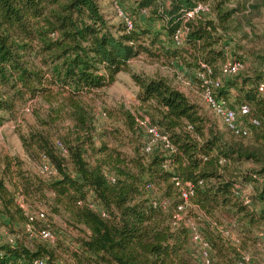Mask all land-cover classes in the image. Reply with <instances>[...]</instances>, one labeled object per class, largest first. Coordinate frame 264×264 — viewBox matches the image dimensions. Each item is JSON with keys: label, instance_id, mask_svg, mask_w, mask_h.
Segmentation results:
<instances>
[{"label": "trees", "instance_id": "obj_1", "mask_svg": "<svg viewBox=\"0 0 264 264\" xmlns=\"http://www.w3.org/2000/svg\"><path fill=\"white\" fill-rule=\"evenodd\" d=\"M193 1L169 0L164 6L158 0H135L136 7L148 9L161 26L126 30L123 24L109 23L96 0H0V125L4 114L11 116L29 101L44 106L32 109L34 125L18 137L29 156L44 155L55 170L42 179L22 169L16 158L0 156V218L15 222L25 238L26 224L33 233L47 226L37 218L27 220L14 202L15 193L64 213L69 225L85 229L83 236L70 240L72 262L64 264H200L186 225L187 216L197 211L203 219L210 264H264L247 251V241H255L253 228L259 229L264 220V181L258 180L264 177V97L257 91V84L264 82V69L237 74L215 89L234 110L247 109V128L244 134L239 132L242 136L251 132V144L223 140L206 126V117L187 94L165 78L134 73L130 77L138 87V108L167 135L174 154L164 167L161 151L143 152V134L127 110L120 111L119 118L124 139L135 143L132 155L123 156L102 140V134H109L106 131L94 144L90 97L111 84L118 72H128L130 59L143 54L183 63L186 67L179 70L190 82L196 81L194 68L201 64L217 75L225 60L224 35L218 31L226 30L234 9L217 0L216 19L203 16L186 23L183 41L176 46L171 36ZM110 131L115 134L109 137L116 140L120 130ZM56 141L65 154L55 147ZM176 179L196 186L189 199L193 208L173 222L171 215L180 202ZM245 183L262 184L256 194L246 196L248 203L233 192ZM150 190L160 198L149 196ZM88 192L102 204L105 217L78 203ZM162 200L165 208L160 206ZM253 201L260 204L258 211L250 208ZM222 219L236 223L234 233H221ZM45 242L26 246L16 235L13 244H0V264H31L39 258L54 264V247ZM242 253L248 254L246 262Z\"/></svg>", "mask_w": 264, "mask_h": 264}, {"label": "rangeland", "instance_id": "obj_2", "mask_svg": "<svg viewBox=\"0 0 264 264\" xmlns=\"http://www.w3.org/2000/svg\"><path fill=\"white\" fill-rule=\"evenodd\" d=\"M96 1L100 11L109 23L122 24L120 18L115 14L112 3L114 0ZM115 1L121 4V7L132 20V28L138 26L150 30L160 29L161 22L158 19L150 17L148 9L137 8L135 0ZM222 7L234 9L231 18L225 22L227 26L226 30L223 31L220 29L218 31L220 34L224 35L225 60L219 64L215 77L224 83L226 80L234 78L237 74H249L252 70L264 69V0H224ZM204 18L215 20V8L212 7L211 11L204 15ZM236 56H240L241 59H233ZM226 61H238L241 67L233 75L222 76L221 67ZM181 66L183 67L182 69L186 67L183 63L171 64L167 61L154 59L143 54L130 59L127 63L128 72H118L115 76V80L111 84L95 91L90 97V103L93 107L92 124L95 134L94 144H98V136L101 135L102 132L106 131L114 135L115 133H112L110 130L117 128L120 130V133L117 135L116 140H112L109 134H102L104 135L102 140H105L109 146L117 148L123 156L132 155L135 143L134 141L128 142L127 139H124L123 135L125 134V130L121 124L119 112L127 110L133 116L144 114L138 108V101L135 97L138 87L132 81L130 73L144 77L165 78L172 86L187 94L189 99L199 107L201 113L206 117V126L216 131L222 136L223 140H240L246 144L253 143L251 132H247V134L243 136L239 132L240 129L246 130L247 128L245 124L247 109L245 107L242 109H235L234 124H228L226 121L215 116L202 101L199 88L196 86V81L193 82L194 85L192 89L191 86L187 84V81H189L188 75L179 70ZM196 69L198 68H194V72ZM231 93L233 94V90H231ZM39 106L44 108V106L38 105V103L33 100L20 105L9 117L4 114L6 119L3 120L0 125V156L16 158L21 163L20 166L22 169L37 174L42 179H48L53 175L40 172V156H29L22 148L21 141L18 137V134H25L27 128L34 125L31 111ZM140 138H142L141 133L138 141L141 140ZM246 166V164L241 165L242 168ZM261 185V183H255L250 186L248 183H245L244 185H239V187L242 194L253 196L257 193ZM149 193V196L153 198H160L156 190H150ZM88 195L89 194H87V196ZM47 196H50V194H47ZM47 200L50 201V198H47ZM14 202L22 211H27L31 214L38 211L44 213L45 217L42 220V225H47L54 236L53 242H45L49 247H54V264L72 262L69 250H71L74 245L70 243V240L83 236V230L85 229L82 226L73 227L69 225L65 220L66 215L64 213L52 212L44 201L39 202L33 198H24L21 194L15 193ZM259 207L260 204L254 202V204H251L250 208L254 211H258L260 209ZM188 208L193 207H186L184 215H188ZM197 214V216L192 214L187 216L186 221H194L200 231L203 232V219L200 217V212L197 211ZM222 220L223 223L222 226H220L221 230L227 232V235L234 233L232 230L236 223L231 219ZM263 231L264 220L259 229L253 228L252 233L255 237V241H247L248 254L250 256H256L262 263L264 261V252L261 250L262 253L259 256L258 241L259 238L262 237ZM16 235L26 246H31L33 241H41L36 233H31V235L29 234L25 238L20 229H18V226L15 225V222L10 223L6 217L2 216L0 218V244H3L7 237L14 239Z\"/></svg>", "mask_w": 264, "mask_h": 264}, {"label": "built area", "instance_id": "obj_3", "mask_svg": "<svg viewBox=\"0 0 264 264\" xmlns=\"http://www.w3.org/2000/svg\"><path fill=\"white\" fill-rule=\"evenodd\" d=\"M163 3L164 6L169 4V0H158ZM217 0H194L193 4L190 8L184 10L182 14V23L181 25L174 31L171 36V42L174 45H180L183 41L184 35L187 31L186 23L193 22L198 19H201L205 14L209 13ZM113 8L117 17L120 18L121 23L123 24L126 30L132 28V20L126 14L124 9L121 7V4L112 1ZM241 67V64L238 61H226L222 64L221 67V75L222 76H230L235 74L238 69ZM194 77L196 79V86L199 88L200 96L204 104L207 108L217 117L226 121L228 124L235 123V110L229 106L228 101L223 97L217 96L216 88H218L221 84L220 79L212 75V70L208 65L201 64L200 68L196 69L194 72ZM189 86L194 85L193 82L187 81ZM258 93L264 97V82H259L257 84ZM135 124L139 131L143 134V146L142 150L145 153H149L152 150H159L162 152V156L164 157L163 166H167V162L169 158L174 154L175 147L169 140L166 134L160 132V130L152 124L148 118L144 115L142 116H134ZM242 134L245 133L244 129L239 130ZM55 147L59 152L65 154V150L60 142H55ZM221 160H219V163ZM40 172L44 174L54 175L55 170L51 163L47 160L44 155H40ZM108 179L113 180L112 177L108 176ZM259 181H264V177L258 178ZM196 184H201V181H197ZM174 185L177 187L179 192L180 202L175 206V209L171 215L173 222L179 220L184 215V211L186 207H192L190 204V197L194 193L195 183L191 181L180 182L179 180L174 181ZM146 187H149L147 185ZM233 192L235 195L239 196L243 202L248 203L247 197L245 194L241 193V190L238 186H235ZM88 196L86 195L84 200L79 201V204L85 205L87 208L92 211L98 213L101 217L106 216V212L102 204L93 198L91 192H88ZM154 205V203H153ZM160 206L162 208L166 207V201L162 200L160 202ZM27 220H32L33 218H37L40 220L44 219V213L42 211L35 212L31 214L30 212L23 211ZM186 225L188 228L189 240L194 245L197 250L198 256L200 258V264H210V249L208 245V241L203 236L199 227L194 221H186ZM29 224H26L25 229L29 231V234L33 233L30 231ZM221 233L225 236L227 232ZM36 235L39 239L44 240L46 242H53L54 236L53 232L49 229L48 226L40 228L36 231ZM5 242L8 244H13V238L7 237ZM262 242L264 243V237H262ZM262 252H264V248H262ZM242 262H246L248 260V255L245 253L241 254ZM31 264H46L44 258L34 259Z\"/></svg>", "mask_w": 264, "mask_h": 264}]
</instances>
